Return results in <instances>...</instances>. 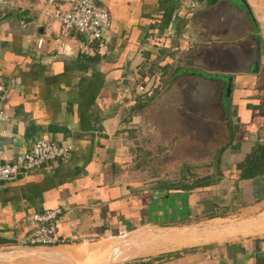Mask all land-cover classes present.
Masks as SVG:
<instances>
[{
    "label": "crops",
    "instance_id": "obj_1",
    "mask_svg": "<svg viewBox=\"0 0 264 264\" xmlns=\"http://www.w3.org/2000/svg\"><path fill=\"white\" fill-rule=\"evenodd\" d=\"M93 2L110 18L103 53L34 0L0 6V161L37 139L72 146L67 159L0 182V264H264V219L245 222L264 213V0ZM154 78L150 95L136 91ZM142 134L206 163L208 185L139 177ZM254 148L256 173L240 178ZM54 207L59 242L15 247L30 214ZM227 216L256 227L242 237L202 226Z\"/></svg>",
    "mask_w": 264,
    "mask_h": 264
},
{
    "label": "built area",
    "instance_id": "obj_2",
    "mask_svg": "<svg viewBox=\"0 0 264 264\" xmlns=\"http://www.w3.org/2000/svg\"><path fill=\"white\" fill-rule=\"evenodd\" d=\"M42 12L53 15L63 31L74 32L85 36L88 40L96 42L98 51L105 52L110 18L106 8L96 6L93 0H42ZM67 5L65 9L53 8V4ZM37 46L41 39L38 38ZM144 80L135 84L137 92L150 95L158 85V79L154 78L149 86H145ZM7 89L0 79V121L6 119L4 103ZM72 146L57 143L51 139L42 138L35 140L29 150L17 155L11 161H0V182L11 181L20 173L43 168L45 165L69 157ZM62 209L54 207L43 211L32 212L29 219L32 222L31 229L22 237L15 239V247L50 246L57 244L56 227L62 219ZM121 234H117L120 236Z\"/></svg>",
    "mask_w": 264,
    "mask_h": 264
},
{
    "label": "rangeland",
    "instance_id": "obj_3",
    "mask_svg": "<svg viewBox=\"0 0 264 264\" xmlns=\"http://www.w3.org/2000/svg\"><path fill=\"white\" fill-rule=\"evenodd\" d=\"M34 1L40 6V8L42 7V4H43L42 0H34ZM21 2H23V0H5V2L0 3V6L3 7V9H4V7L6 8L12 4L18 6V5H20ZM59 5H60L59 3L53 4V8L65 9L67 7V5H65V4L63 6H59ZM63 32H66V31H63ZM57 35H59V33ZM35 42H36V40L34 39V41L32 43V44H34V46H35ZM150 81L151 80L147 79L146 81H143V83L145 86H149ZM153 95H154V92H152V95L150 96V98ZM137 96H140V100L142 102V103H140L141 107L146 105V103H147V105H146L147 108L150 107L149 109H152L151 106H149V104H150V102H148L150 100L149 97L147 98V97L142 96V95H137ZM157 99H158V97H157ZM156 104L157 103L153 104L152 107L154 108V105H156ZM141 120H143V119L141 118ZM144 122L142 121V124H144V126H146V123H144ZM140 123H141V121L138 124H140ZM139 126H141V125H139ZM142 129H145V128H142ZM159 135L160 134L154 135L152 137H147V136H144L142 134V136H144V137L141 139V140H143V141H141V147H138L139 151L136 152L137 154L134 157V162L136 164H138L136 166V168L139 171H142V174H143V175L139 174V177H149L151 175H155V174H158L161 172L162 173H168V175L172 178L170 179V181L164 182V183H168V185L170 187H172V186L174 187L178 184H183V183L184 184H191L194 182H199L200 178L198 176L199 175L203 176L204 172L205 171L207 172L208 165H205L206 163H201L200 165L189 164L188 161L193 160V158L191 157L190 154L189 155L185 154L184 149H176L175 152L172 151L173 149L165 150L166 148L164 149V144L163 145L160 144ZM162 151H163V155H162L163 157H161ZM149 156H151V158H148ZM148 161L149 162L151 161L152 164L148 163ZM54 162H57V161H54ZM51 163H53V162H51ZM228 215H230V214H228ZM252 217H254V218L253 219L250 218V220H245V222L251 223V222H255L256 220L261 219V218L264 219V213H262L260 216H257V217L252 216ZM226 218H227V220H220V221L215 220L212 222L206 221L205 223L202 224V226L205 227L206 229H208L211 227H220V226L222 227V225L227 224L226 226L229 225L230 228H228V229L225 228V230H226L225 232L228 233L229 229H231V226L236 225V223L238 224V222H240V220H235V218H232L231 216H227ZM201 222H203V220ZM240 223H242V222H240ZM199 224L200 223H198L197 226ZM263 226H264V222L262 223V227ZM197 228L201 229L199 227H197ZM223 229L224 228H222V230H217V231L211 232L212 236H214V238H218V236L222 235V231H224ZM263 230H264V228H263ZM198 231L200 232V234L202 233V230H198ZM239 235H241L242 237H246L242 234H239ZM247 236H250V235H247ZM221 239H223V236L221 237ZM9 249H7V250H9ZM3 250H1V252ZM4 255H6V256L9 255V252L4 253ZM0 257H1V255H0Z\"/></svg>",
    "mask_w": 264,
    "mask_h": 264
},
{
    "label": "trees",
    "instance_id": "obj_4",
    "mask_svg": "<svg viewBox=\"0 0 264 264\" xmlns=\"http://www.w3.org/2000/svg\"><path fill=\"white\" fill-rule=\"evenodd\" d=\"M255 148L251 151V153L248 155L247 159L245 160L244 163L239 164L237 168H239V177L240 178H248V177H252L255 173H256V169L258 167L257 164L255 163H249V159L251 156L255 155ZM248 160V162H247ZM210 181L209 180H203L200 182H194L193 184H179L176 185L175 187L179 186V187H183V189H188L190 187H194V186H198V185H208Z\"/></svg>",
    "mask_w": 264,
    "mask_h": 264
},
{
    "label": "bare ground",
    "instance_id": "obj_5",
    "mask_svg": "<svg viewBox=\"0 0 264 264\" xmlns=\"http://www.w3.org/2000/svg\"><path fill=\"white\" fill-rule=\"evenodd\" d=\"M235 226V227H234ZM231 227H234L233 228V232L232 233H242V232H245L246 230H248V229H253V228H255L256 227V225L255 224H250V226H249V228H247L246 229V227L244 228V229H242L241 228V226L239 227V224L237 225H232ZM11 252H9V254H10ZM15 254V253H14Z\"/></svg>",
    "mask_w": 264,
    "mask_h": 264
},
{
    "label": "water",
    "instance_id": "obj_6",
    "mask_svg": "<svg viewBox=\"0 0 264 264\" xmlns=\"http://www.w3.org/2000/svg\"><path fill=\"white\" fill-rule=\"evenodd\" d=\"M101 262H99V263H95V264H100Z\"/></svg>",
    "mask_w": 264,
    "mask_h": 264
}]
</instances>
